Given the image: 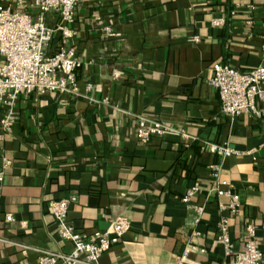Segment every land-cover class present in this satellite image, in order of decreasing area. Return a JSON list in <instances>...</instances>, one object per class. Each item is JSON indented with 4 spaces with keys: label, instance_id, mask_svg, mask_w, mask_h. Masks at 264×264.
<instances>
[{
    "label": "crops",
    "instance_id": "1",
    "mask_svg": "<svg viewBox=\"0 0 264 264\" xmlns=\"http://www.w3.org/2000/svg\"><path fill=\"white\" fill-rule=\"evenodd\" d=\"M0 4L50 27L59 19L38 13L31 0ZM217 18L223 24L213 25ZM65 26L72 35L54 32L48 49L73 48L76 92L0 101V119L12 117L9 131L0 129V264H37L33 249L15 244L67 252L49 202L70 197L66 219L76 230L101 232L115 216L128 220L98 264H177L187 245L204 248L188 254L199 264L230 261L216 239L218 198L204 190L215 184L212 164L241 200L229 220L233 250L252 223L264 264V102L256 101L259 116L231 118L208 82L214 62L239 71L264 65V0H79ZM140 118L179 133L139 141ZM207 142L246 153L220 158ZM192 185L202 188L191 198L204 206L197 223L181 200ZM6 214L12 221H3Z\"/></svg>",
    "mask_w": 264,
    "mask_h": 264
},
{
    "label": "built area",
    "instance_id": "2",
    "mask_svg": "<svg viewBox=\"0 0 264 264\" xmlns=\"http://www.w3.org/2000/svg\"><path fill=\"white\" fill-rule=\"evenodd\" d=\"M23 0H17L21 5ZM79 0H31L38 13L57 12L59 19L54 27L47 26L40 19H32L28 14L13 10L0 4V101L9 106L23 92L75 93V72L80 62L74 55V50L60 42L53 50L49 44L54 32L62 39L72 35L65 24L71 22L73 10ZM213 25L223 24L222 18L212 20ZM105 36H114L115 32L108 26H101ZM198 41L197 36L190 38ZM212 75L208 82L219 96L221 112L231 118L241 113H251L259 116L256 101L264 102V65L255 66L247 71L221 62L212 64ZM118 73L112 72L116 77ZM12 117L10 112L0 119L1 132H8ZM178 130L168 124L140 118L137 120L134 135L139 141H146L153 135L178 134ZM205 149L210 154L224 158L230 155H242L245 151L238 150L226 144L207 142ZM213 186L205 188L207 196L218 198L217 207L220 216L216 223V239L222 245L224 255L232 256V260H224L220 264H261L263 251L255 239V226L249 223L245 227L243 247L233 250L229 234L230 217L236 215L241 207L240 196L234 191L233 184L219 179V166L211 165ZM3 179L0 170V184ZM202 190L192 185L186 189L181 200L194 214V221H200L204 206L191 202V198ZM225 197L222 201L220 198ZM74 198H60L49 202V211L55 223V233L61 241L67 242L70 249L67 252L51 251L41 247H29L9 242L21 247L33 249L37 264H98V259L108 247L115 243L129 228L124 216L113 217L105 230L82 232L71 226L66 219L69 202ZM3 221L10 222L12 217L6 214ZM195 234H198L195 232ZM203 253L204 248L187 245L182 254L177 257V264H199L188 258L192 251Z\"/></svg>",
    "mask_w": 264,
    "mask_h": 264
}]
</instances>
